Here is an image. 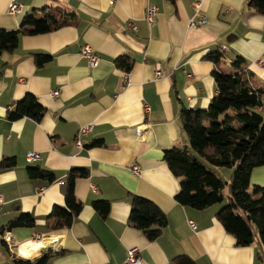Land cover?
I'll return each instance as SVG.
<instances>
[{
    "label": "crops",
    "instance_id": "1",
    "mask_svg": "<svg viewBox=\"0 0 264 264\" xmlns=\"http://www.w3.org/2000/svg\"><path fill=\"white\" fill-rule=\"evenodd\" d=\"M248 1L0 0V30H17L26 15L41 17L44 7L66 22L49 33L21 35L17 47L0 56V162L15 160L0 169V232L20 214L34 220L32 227L5 230L23 256L14 257L0 240V264L34 260L46 250L53 251L48 264H125L133 248L140 264H175L180 256L191 264H264L257 236L237 246L216 218L227 189L223 203L203 210L183 206L175 199L181 178L163 161L166 151L189 145L181 109L206 110L216 94L214 65L205 60L216 49L225 53L223 69L235 55L245 60L264 116V14ZM12 2L20 5L18 13L8 12ZM149 5L156 7L151 24L145 19ZM195 6L207 22L191 29ZM84 45L98 56L96 67L81 58ZM36 54L51 59L37 66ZM120 57L130 64L128 73L116 66ZM26 94L44 108L41 120L9 121L7 112ZM87 124L92 131L77 147L75 133ZM31 151L40 160L28 162ZM28 167L51 171L55 181L29 179ZM73 168L88 170L87 178L75 181L82 209L69 228L50 230L48 216L54 206H64L65 179ZM212 170L226 181L232 174ZM249 183L264 187V166L251 170ZM133 196L152 202L166 217L153 241L128 223ZM96 201L109 203L105 218L94 211Z\"/></svg>",
    "mask_w": 264,
    "mask_h": 264
},
{
    "label": "trees",
    "instance_id": "2",
    "mask_svg": "<svg viewBox=\"0 0 264 264\" xmlns=\"http://www.w3.org/2000/svg\"><path fill=\"white\" fill-rule=\"evenodd\" d=\"M248 6L255 13L264 14V0H249ZM40 12L43 14L41 17L26 15L17 30H0V56L15 49L21 35L49 33L66 23L57 19V11H51L48 7L42 8ZM34 59L36 65L41 66L51 57L36 54ZM205 60L214 65L212 76L216 94L206 110L181 109L179 118L189 145L166 151L163 161L175 177L181 178L180 190L175 197L179 204L203 210L223 203V192L227 189V203L217 212V220L235 238L237 246L250 245L257 236L264 248V187L251 186L249 183L251 170L264 166L261 92L250 85L253 75L247 70L242 57L235 55L227 70L221 67L225 53L220 49L207 54ZM115 64L127 73L130 71L131 66L123 57L116 59ZM44 112L37 99L26 94L7 112L6 117L9 121L26 117L39 122ZM96 143L94 145H100L99 142ZM203 162L214 168L232 170L229 181L224 182ZM14 165V159H4L0 162V169ZM26 174L32 180L42 179L49 183L55 181L51 171L38 167L26 168ZM87 177L88 170L85 168L68 171L65 179V204L63 207L52 208L48 216L53 221L50 230L67 229L78 216L82 204L75 198V181ZM92 207L102 218L107 216V201L93 202ZM128 223L142 231L147 240L153 241L165 227L166 217L152 202L133 196ZM33 224L34 220L30 215L20 214L7 224L5 230L32 227ZM52 255L48 252L34 260L13 259V264H48ZM174 262L191 264L183 256L177 257Z\"/></svg>",
    "mask_w": 264,
    "mask_h": 264
},
{
    "label": "built area",
    "instance_id": "3",
    "mask_svg": "<svg viewBox=\"0 0 264 264\" xmlns=\"http://www.w3.org/2000/svg\"><path fill=\"white\" fill-rule=\"evenodd\" d=\"M195 9H196V12L194 13L193 17L188 22V27L191 29L202 26V25L206 24V22H207V19L205 18V16H203L199 13L198 6H195ZM19 11H20V5L19 4H17L16 2H12L9 4V6H8V12L9 13L13 14V13H18ZM155 14H156V7L149 5L146 8V15H145V19L149 24L154 22ZM129 28L133 29L132 25H129ZM80 55L86 59L88 67H91V68L96 67L99 63V59H98L97 55L95 54L94 50L89 45H84L81 48ZM155 75L160 76V67L158 65L156 66ZM125 82L127 83V80H125ZM52 96L57 97L58 93L54 92L52 94ZM148 110H149L148 107H146V111H148ZM79 131L81 133V136H80V138H81L83 135H86L92 131V125L88 124V125L80 127L77 131L76 137H77ZM76 137H75V143L79 147L81 145L80 139L77 140ZM37 159H39V158L35 152H28L27 153V160L28 161L37 160ZM132 171L136 176H138V174L140 172L138 167H133ZM91 191H94V189L92 188ZM3 204H4V201H3L2 196L0 195V211L2 210ZM192 224L193 223L191 222L190 225L192 226ZM0 239L7 246L8 250H10L14 254V256H23V254L21 253V249L13 241V239L10 237V235L7 232H0ZM137 252L138 251L135 248L130 249L127 252L126 264H139L140 263V258L137 255Z\"/></svg>",
    "mask_w": 264,
    "mask_h": 264
},
{
    "label": "rangeland",
    "instance_id": "4",
    "mask_svg": "<svg viewBox=\"0 0 264 264\" xmlns=\"http://www.w3.org/2000/svg\"><path fill=\"white\" fill-rule=\"evenodd\" d=\"M91 47V46H90ZM92 48V47H91ZM93 49V48H92ZM94 50V49H93ZM95 52V51H94ZM96 54V53H95ZM81 56V55H80ZM98 57V56H97ZM81 58H83L82 56H81ZM83 59H85V58H83ZM99 59V58H98ZM85 61H86V59H85ZM87 63V62H86ZM54 93V92H53ZM52 93V94H53ZM58 93V92H57ZM232 113V112H231ZM88 125V124H87ZM91 125V124H90ZM85 126V125H84ZM78 131V130H77ZM76 134H77V132L75 133V137H76ZM89 134V133H88ZM88 134H86V135H88ZM86 135H83L82 137H84V136H86ZM80 136H81V133H80V131L78 132V135H77V137H76V139L77 140H81V138H80ZM75 137H74V141H75ZM81 143V142H80ZM75 145H76V143H75ZM77 146V145H76ZM78 147V146H77ZM79 147H81V145L79 146ZM32 152V151H31ZM36 153V152H35ZM37 155H38V158L39 159H37V160H32V161H38V160H40V155H39V153H36ZM26 160H27V155H26ZM28 161V160H27ZM32 161H28V162H32ZM204 164H205V166L210 170V171H212L213 172V170L212 169H215L214 167H212V166H210V165H208L206 162H203ZM219 178H221L224 182H228V181H226V179L223 177V176H219ZM92 188L94 189V191L93 192H95V188L94 187H91V190H92ZM224 194H225V196L227 195V192H226V190L224 191ZM224 204H226V201H224V203H223V205ZM4 232H6V231H4ZM42 239L43 238H41V239H34V241H33V243H38L39 241H42ZM1 240V239H0ZM36 240V241H35ZM50 246V245H49ZM7 247V246H6ZM41 250V249H40ZM39 250V251H40ZM130 250V249H129ZM128 250V251H129ZM22 251V250H21ZM47 252H45V253H48V252H53L52 250H46ZM127 251V252H128ZM42 254H44V253H42ZM41 254V255H42ZM40 255V256H41ZM137 255H138V252H137ZM39 256V257H40ZM139 256V255H138ZM14 257H18V256H14ZM38 258V257H37ZM36 258V259H37ZM126 258H127V253H126ZM140 258V257H139ZM125 264H126V259H125ZM140 264V263H139Z\"/></svg>",
    "mask_w": 264,
    "mask_h": 264
}]
</instances>
